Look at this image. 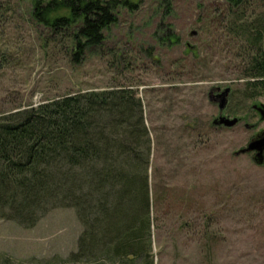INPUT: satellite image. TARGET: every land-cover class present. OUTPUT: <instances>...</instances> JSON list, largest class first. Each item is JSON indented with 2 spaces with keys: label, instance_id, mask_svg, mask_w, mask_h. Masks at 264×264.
Returning <instances> with one entry per match:
<instances>
[{
  "label": "rangeland",
  "instance_id": "1",
  "mask_svg": "<svg viewBox=\"0 0 264 264\" xmlns=\"http://www.w3.org/2000/svg\"><path fill=\"white\" fill-rule=\"evenodd\" d=\"M37 1L46 0H0V118L76 92L132 89L159 199L154 264H264V165L236 154L264 131L253 109L264 93L246 97L236 42L224 33L227 0H128L134 8L117 9L80 64L66 40L43 46L49 34L30 16ZM225 89L222 116L241 120L232 128L212 125ZM81 230L67 208L31 228L0 219V264H65Z\"/></svg>",
  "mask_w": 264,
  "mask_h": 264
},
{
  "label": "trees",
  "instance_id": "2",
  "mask_svg": "<svg viewBox=\"0 0 264 264\" xmlns=\"http://www.w3.org/2000/svg\"><path fill=\"white\" fill-rule=\"evenodd\" d=\"M128 0L37 1L31 23L66 40L80 64L99 48ZM246 97L264 93V0H227ZM247 12H250L249 14ZM168 29V28H167ZM172 34L167 31L166 42ZM151 140L132 89L67 94L0 118V219L33 227L73 209L82 230L65 264H154Z\"/></svg>",
  "mask_w": 264,
  "mask_h": 264
},
{
  "label": "water",
  "instance_id": "3",
  "mask_svg": "<svg viewBox=\"0 0 264 264\" xmlns=\"http://www.w3.org/2000/svg\"><path fill=\"white\" fill-rule=\"evenodd\" d=\"M194 34V32L192 33ZM229 93V89H225L224 92H222L218 97H219V110H220V116L213 120L212 125L214 126H223L225 128H232L234 127L239 119L238 118H228L226 116H222V112L225 109V106L227 104L226 98H227V94ZM253 109H256L257 112L259 113L260 119L264 120V107L263 106H253ZM250 152H255V159L258 160V162H262L264 157H263V153H264V134H262L261 136H257L256 138H254L253 140H251L246 147H244L243 149L239 150L236 154H246V153H250Z\"/></svg>",
  "mask_w": 264,
  "mask_h": 264
},
{
  "label": "flooded vegetation",
  "instance_id": "4",
  "mask_svg": "<svg viewBox=\"0 0 264 264\" xmlns=\"http://www.w3.org/2000/svg\"><path fill=\"white\" fill-rule=\"evenodd\" d=\"M216 93V95H218L217 93H218V91H215ZM228 97H229V93L227 94V98H226V101L228 102ZM219 98V97H218ZM257 105V104H256ZM258 106V105H257ZM255 112H257V111H255ZM257 114H258V116H259V113L257 112ZM241 120L239 119V121H238V123L240 122ZM263 122H264V120H262ZM237 123V124H238ZM262 134H264V131H262L260 134H258V135H256L254 138H256L257 136H261ZM253 138V139H254ZM252 139V140H253ZM249 154H252V159L254 160V161H258V160H256L255 159V152H250ZM263 157H264V153H263ZM260 163V162H259ZM262 164H260V165H264V159H263V161L261 162Z\"/></svg>",
  "mask_w": 264,
  "mask_h": 264
}]
</instances>
